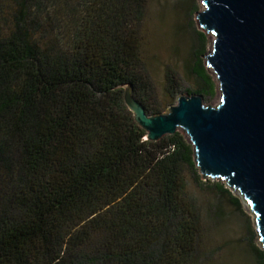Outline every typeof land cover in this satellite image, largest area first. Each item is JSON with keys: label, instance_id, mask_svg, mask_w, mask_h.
I'll return each instance as SVG.
<instances>
[{"label": "trees", "instance_id": "obj_1", "mask_svg": "<svg viewBox=\"0 0 264 264\" xmlns=\"http://www.w3.org/2000/svg\"><path fill=\"white\" fill-rule=\"evenodd\" d=\"M147 1L0 0V264L197 263L192 143L147 140L123 98L131 82L164 111L147 97Z\"/></svg>", "mask_w": 264, "mask_h": 264}, {"label": "water", "instance_id": "obj_2", "mask_svg": "<svg viewBox=\"0 0 264 264\" xmlns=\"http://www.w3.org/2000/svg\"><path fill=\"white\" fill-rule=\"evenodd\" d=\"M201 3L197 19L213 37L207 61L219 80V102L186 92L168 112L148 114L131 82L122 85L124 102L147 140L178 130L189 137L202 177L222 180L249 204L264 247V0Z\"/></svg>", "mask_w": 264, "mask_h": 264}, {"label": "rangeland", "instance_id": "obj_3", "mask_svg": "<svg viewBox=\"0 0 264 264\" xmlns=\"http://www.w3.org/2000/svg\"><path fill=\"white\" fill-rule=\"evenodd\" d=\"M202 1H147L141 48L152 84L147 97L149 102L163 106L164 113L181 93L200 94L205 103L213 106L221 98L219 80L207 61V54L213 49V37L200 28L197 19V12L203 10ZM199 32L204 35V50L199 59L202 71L212 83L213 94L201 92L205 80L194 72L195 50L201 45ZM171 75L179 87L172 97L166 88ZM186 177L188 193L203 222L202 254L196 264H264V247L255 217L240 192L227 188L222 180L203 178L197 167L196 173L188 170ZM216 182L223 183L231 193L219 192L213 185Z\"/></svg>", "mask_w": 264, "mask_h": 264}]
</instances>
